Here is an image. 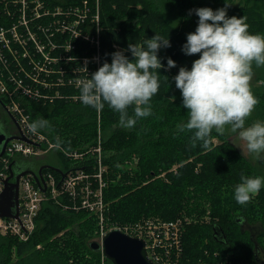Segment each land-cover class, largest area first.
I'll use <instances>...</instances> for the list:
<instances>
[{
  "label": "trees",
  "instance_id": "16d2710c",
  "mask_svg": "<svg viewBox=\"0 0 264 264\" xmlns=\"http://www.w3.org/2000/svg\"><path fill=\"white\" fill-rule=\"evenodd\" d=\"M39 1L50 12L56 5L64 8L86 5L89 11L83 14L76 34L63 30V39L70 40L72 47L67 53L56 52L69 59L63 74L64 84L58 87L61 99L43 105L19 101L32 115V121L41 117L48 121V127L41 130L49 129L51 134L44 132L67 152L84 151L99 144L103 165L108 168L102 175V194L111 223L135 224L147 217L165 221L180 219L182 224L186 223L181 240V264H196L199 259L206 264H258L257 252L261 251L264 258V188L246 205L236 203L233 190L241 172L264 175L263 171L241 155L225 132L213 129L207 148L202 141L191 142L192 132L178 133L188 116L173 77L180 66L190 68L199 55H186L181 50L186 34L197 25L198 17L193 10L204 6L216 9L224 6L225 0H99L98 21L94 17L96 0ZM228 2L227 15L242 16L250 32L264 34V0H239V5H234V0ZM170 14L176 17V22L171 21ZM49 22L50 16L48 21L42 17L34 23L47 27ZM70 24L69 20L64 23L66 27ZM97 27L102 30L98 39L101 60L99 57L96 64L92 56L96 52ZM31 29L38 39L45 41L40 29ZM155 33L169 35L171 47L161 48L159 56L164 65L171 57L176 66L155 70L160 87L150 101L149 117L138 120L135 128L126 129L119 124V113L107 105L97 111L74 99L76 88L69 85L71 77L77 75L81 82L88 79L105 60L111 62V54L118 47L131 58L128 44H142ZM84 58L86 70L75 72L73 67H84ZM252 70L254 81L261 84L251 90L257 104L246 118V126L256 120L264 121V66L253 64ZM55 154L64 163L63 168H60L62 164L58 165L60 170L80 168V162L76 163L66 153ZM91 165L83 168L91 175L89 181L93 187L96 182L92 175L96 169ZM47 171L59 180L57 172L43 170ZM76 206L79 202L75 200L74 206L66 194L55 200L47 198L27 239L0 233V264H101V252L89 246L97 240L93 239L98 228L96 216ZM184 218L191 220L184 222ZM253 226L255 235L250 231ZM103 262L111 264L106 258Z\"/></svg>",
  "mask_w": 264,
  "mask_h": 264
},
{
  "label": "clouds",
  "instance_id": "9594fccd",
  "mask_svg": "<svg viewBox=\"0 0 264 264\" xmlns=\"http://www.w3.org/2000/svg\"><path fill=\"white\" fill-rule=\"evenodd\" d=\"M229 5L225 0V5L216 9L204 6L193 10L198 17L197 25L186 34L181 50L186 55H199L190 68L180 66L173 77L188 116L178 133L192 132L191 142L202 141L207 148L212 130L223 132L230 125L232 142L240 148L241 155L261 160L264 121L256 120L246 126V118L257 104L249 81L253 64L264 66V34L250 32L242 16L227 15ZM167 47H171L169 35L155 33L142 44H128L131 58L124 50L114 51L111 62L105 60L81 82V102L97 111L107 105L119 113L123 128H135L138 120L152 114L150 101L160 87L155 70L176 66L171 57L166 65L162 63L159 50ZM46 127L48 121L43 117L30 124L33 133ZM262 188L264 175L241 172L240 181L234 186V200L246 205Z\"/></svg>",
  "mask_w": 264,
  "mask_h": 264
},
{
  "label": "built area",
  "instance_id": "2783aa9c",
  "mask_svg": "<svg viewBox=\"0 0 264 264\" xmlns=\"http://www.w3.org/2000/svg\"><path fill=\"white\" fill-rule=\"evenodd\" d=\"M30 1L3 0L1 2L0 0V100L4 101L15 122L14 131L10 134L25 137L28 140L24 141L20 138L9 140L6 143L3 154L0 156V193L5 187V180L10 175V168L14 172L28 170L26 174L19 178L17 218L0 217V233H10L20 239H27L35 227V219L43 201L47 198L55 200L58 196L66 194L74 202V205L75 200L79 202V206H76V209H86L95 216L99 213V230L97 228V232L100 235L97 240H101L107 231L119 229L130 236L143 239L148 257L154 264H179L182 254L181 240L183 232V225L180 220L165 221L156 219L154 221L143 219L131 225L108 224L105 222L103 214H106L107 209L103 201L102 189L104 182L102 175L106 167L102 162L99 144L84 151L67 152L62 150L58 143L52 141L43 130H39L37 133H33L30 130L32 115L26 112L25 106L21 104L19 99L42 105L61 99L58 87L64 84L63 74L66 62L69 60L64 54H53L55 51L48 48L43 39H38L35 36L31 29L35 23L29 20L30 14L26 9L30 8L33 2L27 6L25 5L26 2ZM36 2L46 8L41 1L37 0ZM97 4L98 0L95 2L96 10ZM45 11L47 12L46 15H55L58 22L65 23L66 20H69L71 24L67 27L64 25L63 30L67 29L71 35H74L77 33L76 27L82 22L83 14L87 13L89 9H87L86 5L74 7V9L56 5L51 12L48 8ZM22 18H24V22L21 23ZM4 22H9L8 30L3 27ZM35 25L37 29L41 30L43 28L39 24ZM20 27H24L26 31L27 48H25V54H27L29 59L27 62L20 61L18 52L15 49V52L10 53L16 63L14 68L11 60L7 58L8 54L2 55V51L7 52L5 44L9 41L12 44L14 32H18ZM7 31H9V35L11 34L10 40L5 36ZM49 33L51 36L54 35L52 29ZM95 41H98V39ZM63 46L66 49L71 48L70 40H65ZM40 54L43 55L42 61L38 59ZM92 60L98 61L99 56L94 55ZM83 64L84 67L82 69L79 66H75L72 69L75 72L86 70L85 58L83 59ZM69 83L76 90L80 89L81 78L74 75L69 79ZM74 99H80L79 92H75ZM52 147L55 150L66 153L76 163L80 162V168L69 171L61 170L66 172V175L62 177L58 173L60 175L59 180L51 171L42 172V186L45 187L43 191L37 185L33 176L39 167L32 170L30 167L24 166L21 159L43 155ZM83 165L85 168L91 165L96 169V173L92 175L94 182H96L95 186H91L89 181V176L91 175L85 173ZM103 258L105 257L102 254L101 264H104Z\"/></svg>",
  "mask_w": 264,
  "mask_h": 264
},
{
  "label": "rangeland",
  "instance_id": "374dc122",
  "mask_svg": "<svg viewBox=\"0 0 264 264\" xmlns=\"http://www.w3.org/2000/svg\"><path fill=\"white\" fill-rule=\"evenodd\" d=\"M36 1L37 0H31L30 2H26V4H25L27 6V5H29L30 3L33 2L30 8H26L28 10L29 14H30V19L29 20L31 22H35L36 20H38V19H40V18L43 17V21H48V18L50 16V22H49L48 26L47 27L46 26H43V28L40 30L41 33L43 34L44 38H45V42L44 43H45V45L48 48L53 49L55 51V53L57 52V50H62V51L64 50L67 53L66 47L63 46V42L65 41V39H63L64 23L58 22L56 20V18H55V15H52V14L46 15V13H47L45 11L46 8H43L41 6V4H39V2H36ZM1 2H3V0H1ZM79 5H82V1L79 2ZM234 5H239V0H234ZM72 9H74V6L72 7ZM89 13H91V11ZM94 16H95V19L96 20H99L98 10H96ZM170 16H171V21L172 22H176V19H175L176 17L173 14H170ZM22 22H24V18L21 19V23ZM3 27L8 30V28H9V22H4L3 23ZM33 28H37V26L34 24L33 25ZM49 28H51L54 31V35L53 36H51V34L49 33ZM101 30H102V27H97V30H96V36H97V38L96 39H99V35L101 33ZM5 36L10 40L11 34L9 35V31H7V33H6ZM25 38H26V31L24 30V27H20L19 30H18V32L17 31L14 32V35L12 37V44H11V41H9V42H7L5 44V46L7 47V52L6 51L5 52L2 51V55L3 54H5V55L8 54L7 55V58L11 60V63H12V65H13L14 68L16 67V63H15V61H13L14 58L10 56V53L11 52H15V49L18 52V56L20 58V61L27 62L28 59H29V57L27 56V54H25V48H27L26 47V40H27V38L26 39ZM95 44H96V52H95L94 55H96V56L98 55L100 57V51H101V45L100 44L101 43L99 41H95ZM117 50H123V49L118 47ZM94 55L92 56V58L94 57ZM42 58H43V55L40 54V56H39L38 59H40V61H42ZM100 60H101V57H100ZM92 61L97 64L99 60L98 61L92 60ZM254 77H255V71L252 70L251 79L249 81L250 90H252V88L254 86H257V85L261 84L260 81L259 82H257V81L255 82L254 81ZM76 92H79L80 93V89H77ZM31 122H33L32 119H31ZM44 131H46L47 133H50L51 134V132H50L49 129L48 130L45 129ZM223 132H225L226 134H229L230 135L229 136V139L232 141L231 136L233 135V133L231 132V126L230 125H226L225 128H224V130H223ZM215 142H217V140H215ZM59 145H60L59 147L62 150L67 151L64 146H62L61 144H59ZM54 147H52L51 149H49V151L46 152L43 155L31 156L33 158V161L36 162V166H39V164L41 166V165H46V163H50L52 165H61L62 164V167H60V168H63L64 163H62L60 161L59 157H57V155L55 154V152H58L59 150L53 149ZM237 148L240 150L239 147H237ZM240 152H241V150H240ZM245 157H247L259 170L263 171V173H264V159L257 160V159H255L252 156H245ZM41 162H43V163L41 164ZM36 166L35 167H32V169H37L38 167L36 168ZM56 167H58V166H56ZM107 171H108V168H107L106 172ZM10 181H13V179H10ZM105 208H107V206H105ZM98 215H99V213H97V215H96L97 225H98ZM103 218H104L105 222H107L108 224L111 223V220L108 217V215L103 214ZM145 219L154 220V221L156 220V218H150V217H147ZM177 220H180V219H177ZM183 220H184V222H187L188 220H191V219L190 218H184ZM129 223H133V222H129ZM181 223H182V221H181ZM184 224H186V223H183L182 225L184 226ZM118 225H122V224H118ZM254 227L255 226H253V229L250 230L253 235L256 234V230L254 229ZM98 230H99V227H98ZM62 232L63 231H61L60 234ZM99 235H100L99 232L96 231L95 236L93 237V239H97L99 237ZM256 255H257L256 256L257 257V263L258 264H262L261 262H263V264H264V258H263V254L261 253V251L257 252ZM15 260L16 259L13 258V261L12 262L14 263ZM181 263L182 262L179 260V264H181ZM16 264H19V263H16ZM196 264H206V262H204L203 260L199 259L196 262Z\"/></svg>",
  "mask_w": 264,
  "mask_h": 264
},
{
  "label": "water",
  "instance_id": "95a60500",
  "mask_svg": "<svg viewBox=\"0 0 264 264\" xmlns=\"http://www.w3.org/2000/svg\"><path fill=\"white\" fill-rule=\"evenodd\" d=\"M0 102L2 103L3 101L0 100ZM6 111L11 115L7 108ZM16 138L28 141L25 137H20L18 135L0 134V156L4 152L6 143ZM43 169H50L58 172L62 177L66 175V172H62L56 166L48 164L39 166L37 172L34 173L33 176L37 185L41 187L43 191L45 190V187L42 186ZM27 171L28 170H21L19 172H14L13 169L10 168V175L5 180V187L0 193V217L17 218L19 178L26 174ZM10 179H13V181H10ZM214 229L217 235L218 228L215 226ZM89 246L92 250L100 251L111 264H154L148 257L145 241L141 238L130 236L119 229L107 231L101 240H93L89 243ZM255 249H257V245H255Z\"/></svg>",
  "mask_w": 264,
  "mask_h": 264
},
{
  "label": "flooded vegetation",
  "instance_id": "af4514ba",
  "mask_svg": "<svg viewBox=\"0 0 264 264\" xmlns=\"http://www.w3.org/2000/svg\"><path fill=\"white\" fill-rule=\"evenodd\" d=\"M2 103L0 102V134L11 135L10 133L14 131L15 122H14V119L12 118V116L6 111V108H5L6 105L4 103L3 104ZM0 148H1V144H0ZM21 162L23 163L24 166L30 167V169H32V167L36 166V162L33 161L32 157H27V158L21 159ZM42 163L43 162H41V164ZM39 166H40V164H39ZM39 166H36V168ZM32 170H34V169H32ZM43 170H42V172H43ZM261 263L263 264V262H261Z\"/></svg>",
  "mask_w": 264,
  "mask_h": 264
},
{
  "label": "crops",
  "instance_id": "0c3cea01",
  "mask_svg": "<svg viewBox=\"0 0 264 264\" xmlns=\"http://www.w3.org/2000/svg\"><path fill=\"white\" fill-rule=\"evenodd\" d=\"M46 164H48V165H52V164H50V163H46ZM52 166H58V165H52ZM59 167V166H58Z\"/></svg>",
  "mask_w": 264,
  "mask_h": 264
}]
</instances>
